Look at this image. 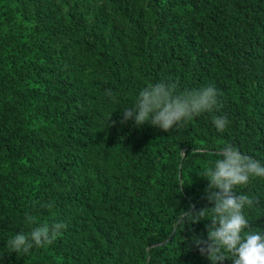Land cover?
Returning a JSON list of instances; mask_svg holds the SVG:
<instances>
[{"label": "trees", "instance_id": "obj_1", "mask_svg": "<svg viewBox=\"0 0 264 264\" xmlns=\"http://www.w3.org/2000/svg\"><path fill=\"white\" fill-rule=\"evenodd\" d=\"M157 81L211 84L217 110L169 133L121 124ZM225 143L264 163V0H0V264H210L186 243L208 221L176 220L210 206L199 171ZM242 190L264 230V178ZM29 221L65 228L3 252Z\"/></svg>", "mask_w": 264, "mask_h": 264}, {"label": "clouds", "instance_id": "obj_2", "mask_svg": "<svg viewBox=\"0 0 264 264\" xmlns=\"http://www.w3.org/2000/svg\"><path fill=\"white\" fill-rule=\"evenodd\" d=\"M109 97L115 99L112 93ZM218 90L211 84L177 91L165 82H149L136 94L134 100L123 107L119 122H130L135 127L145 124L164 132H171L204 113H213L218 107ZM112 115V113H111ZM110 115V116H111ZM110 118V117H109ZM211 124L223 133L228 120L223 115H213ZM218 158L199 171L206 179L202 198L210 206L184 209L177 217V225H191L207 220L206 234L192 232L186 243L205 255L210 264H264V230L250 227L248 212L256 203L255 198L243 191L253 179L264 178V163L242 153L231 143L219 146ZM34 226L16 231L4 240L3 252L24 256L35 248L52 243L65 225L33 221Z\"/></svg>", "mask_w": 264, "mask_h": 264}]
</instances>
